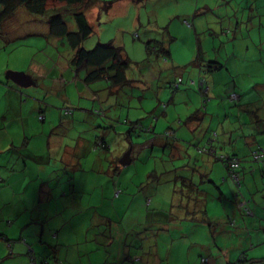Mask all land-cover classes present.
Instances as JSON below:
<instances>
[{"label": "crops", "instance_id": "0c3cea01", "mask_svg": "<svg viewBox=\"0 0 264 264\" xmlns=\"http://www.w3.org/2000/svg\"><path fill=\"white\" fill-rule=\"evenodd\" d=\"M129 2L133 0H95L86 11L90 19L88 22L92 26L98 22L101 26L103 14L107 15L108 20L111 17H123L124 20H131L126 29L138 34L139 38H145L146 41L162 39L165 42L167 58L155 53L147 56L145 49L146 57L141 60V64L129 61L130 65L133 63L136 67L135 72H138L134 75L135 81L143 89L155 91L157 107L163 111L157 114L150 112L149 119L146 120L139 116L134 118L127 112L125 120L122 119L121 113H107L109 122L116 127L128 126L132 122L149 126L150 134L153 133L150 137L152 140L156 139V145L163 144V131L158 129L165 128L164 133L168 131L174 137L168 139L173 146L181 144L189 147L183 157H187L188 163L193 159L198 162L197 165L200 163L198 166L209 175V179L204 178V181L207 180L213 187L217 186L216 197L210 195L207 187L204 193L198 195L197 199H202L204 205L203 207L198 204V207L206 210L210 200L223 205V216L217 220H212L205 213L204 218L210 222L207 225L212 241L217 246L218 237L230 234V225H235V228L239 227L241 242L249 246L246 250L240 245L236 254L239 256L245 253L247 256L246 252L249 251L250 255L247 257L254 260L251 264L264 263V223L257 222L262 220L260 217L264 219V175L260 166L249 160L250 153L264 148V0H136V7ZM103 4L106 5L105 10L102 9ZM132 6L135 8L132 9ZM168 8H174V11L166 15L168 18L159 17V13ZM26 16L27 20L31 17L28 14ZM147 17L152 19L146 23ZM172 22L175 24L176 34L170 29ZM106 27L108 25L102 29ZM118 29L123 30L124 27ZM181 32L183 34H180ZM45 33L48 36L46 27ZM61 45L64 46L62 42ZM173 45L174 50H194L192 60L183 61V64L175 62ZM201 50H212L213 54H207L212 60L208 61L217 62L222 67L209 71ZM35 51L39 54L36 67L32 68L36 75L25 71L27 78H23L21 84H18L10 78L12 73L7 71L5 79L0 80V90L3 91V88L5 92L0 94V264H29L32 254L38 264L42 261L47 264L60 261L65 264H116L112 261L115 259L111 251L113 240L105 229L100 228L103 218L88 211L85 214V208L79 200L93 199L97 188L109 190V194H114L112 198L116 200L128 202L132 198L133 193L124 194L126 189L131 190L134 180L131 170L126 168L134 164L132 145L127 148L122 141L113 142L114 138L117 140L114 137L109 144L110 152L104 150L101 154L102 150L92 152V149L96 141L99 140L100 143L104 139L102 136L90 141L81 137L69 140L64 137H47L45 132L48 124L52 131L59 130L52 126L53 108L58 110L62 123L67 125V128L62 129L64 135L74 129H81L78 134H94L93 130L98 128L100 121L98 122L95 110L90 109L89 103L91 108L98 103L102 109L105 99L96 93L106 89L107 80L105 84L92 83L95 86V94L92 97L83 96L80 92L78 97L70 98L67 95V86L64 88L61 82L53 80L57 77L54 66L56 61H59L55 50ZM65 51L68 53L67 58H61L65 61L66 71L61 77L69 79L75 72V78H81L82 83L86 84L85 72L82 69L75 70L71 66L72 53L70 50ZM149 69L155 74H162L151 76L152 80L146 81L142 74L145 70L151 71ZM81 71L84 72L83 78L79 77ZM51 73L53 84L46 81V77ZM175 77L181 78L183 83L176 91L168 87ZM200 79L204 80L199 86H205L206 99L202 96L200 88L195 89ZM28 87L33 88L28 91L21 90ZM233 94L235 98L231 101L230 96ZM132 98L130 96L129 100ZM84 99L89 100L88 105L82 103ZM211 100L216 103L209 106ZM162 104L165 107L161 106ZM170 104L179 106L177 110L174 109L175 114L172 117L165 111ZM157 107L154 110L159 111ZM65 110H69L70 114ZM192 114H196L198 119L188 121ZM84 120L88 123L87 128L72 124ZM39 122L42 125H39ZM33 125L37 126L38 131H33L29 138L28 132L33 129ZM114 126L112 130L118 132ZM122 130L118 134L127 131L126 128ZM103 134L105 135L104 132ZM145 145H150V142ZM192 146H196L199 151L207 148L208 151L204 153L209 155L205 154L197 159L195 152L190 149ZM105 152L107 154H104ZM127 152L129 163L121 165L120 160ZM87 154L95 156L92 164L95 162L99 167L87 169ZM220 155L235 156L242 160L239 194L232 182L225 178L223 164L213 157ZM106 162L109 167L106 165L107 168L104 169ZM94 169L102 172L99 177H107V182L112 183L114 180L113 185L105 183V188H102L99 177L95 181V175L91 174ZM162 193L165 194L164 191H143L138 195L140 201L137 208H131V203L127 206L123 202L115 213L118 214L119 210L139 213L143 209L144 200L146 206L152 205V200L156 205L162 204L163 207L174 203L173 193H166L165 199L159 198ZM204 194L207 196L200 197ZM242 200H249L248 207L253 216L245 217L239 211L237 204ZM189 206L196 208L195 204ZM180 221L181 219H178L173 225H179ZM201 222V226H193L191 229L188 221V233L179 235L185 238L190 232L201 231L205 238L210 240L205 233L204 222ZM89 232L93 233L92 236ZM103 232L104 238H101L100 234ZM86 234L90 238L86 239ZM168 239L170 242L179 237L170 235ZM8 241L13 242L11 248ZM99 246L103 251L92 255ZM198 247L197 255L207 256L202 257L206 260L205 264H217L214 262L217 257L213 256L212 244H199ZM105 251L109 252L108 256L104 255ZM163 253L165 255L166 249ZM138 260L141 262L140 258ZM222 262L228 264L231 261Z\"/></svg>", "mask_w": 264, "mask_h": 264}, {"label": "rangeland", "instance_id": "374dc122", "mask_svg": "<svg viewBox=\"0 0 264 264\" xmlns=\"http://www.w3.org/2000/svg\"><path fill=\"white\" fill-rule=\"evenodd\" d=\"M130 3L134 4L135 7L137 6L136 0H133V2H129V4ZM135 7L132 6V9ZM171 11H174V8H168L164 11H161L159 13V17L164 16L168 18L166 15L170 14ZM26 15L27 13H25L24 10L20 9L16 11L11 17L6 19L1 25L0 72L2 73V78L0 80L5 79V77L7 76V71H10L9 73L17 74H25V71H28L29 73L36 75V72L32 70V68L35 69L36 59L39 57V54L38 51L35 50H55L56 56L59 57V61L57 60L54 66V72L57 77L53 78V80L57 81L58 83L61 82L64 88L67 86V95L70 98L74 96L78 97L80 92L83 96H94V84H89L90 86L83 84L81 78H75V72L71 74L69 79H63L61 77V75L64 74L66 71V68L64 67L65 61L62 58H67L68 53L65 50H68V48L65 45L62 46L60 40L46 36L45 26L40 18H36L35 16L29 15L31 17L27 20ZM150 19L152 18L150 17ZM150 19L149 17H147L146 23L148 21H151ZM100 22L101 26H99L98 22H95L93 24L94 33L92 34V37L90 39H87L83 43L85 48L91 49L98 42L106 43L108 41H112L114 44L119 45L123 49L122 52L124 55H126L128 59H130L129 61L134 62L136 64H141V60L146 57L144 48V43L146 42V39L142 37L139 38L138 34H133V32L126 29V27L130 26L131 20H124L123 17H111L108 20L107 15L103 14ZM107 25L108 27L102 29L103 26ZM119 27H124V29L119 30ZM174 28L175 24L174 22H172L170 24V29L173 32ZM174 34L176 33L174 32ZM180 34L183 33L181 32ZM56 42L59 43L55 44ZM175 43L176 41L174 42V44ZM185 43H187V41ZM167 46H169V44H167ZM172 48L173 58L175 62H181V64H183V61H191L194 57V50L190 48H186L183 50H174V45L172 46ZM56 50H63V52H57ZM201 53L207 63L210 62L208 60H212L211 57H207V54H213L212 50H201ZM154 62L158 64L156 60H154ZM135 70L137 69L136 67H134L133 63H131L130 68L126 70V78L132 81L130 84L125 85L123 87H119L118 89H114L113 87H106L105 90L96 93L98 96L103 97L105 99V101H103L102 103V109L100 108V104L98 103H96V106L94 108H91L92 105L91 103H89V100H85L87 99L86 97L84 100H82V103L84 105H88L89 103L90 109H93L92 111L100 109L99 112L96 113V117L98 118V122L100 121V124L98 128L93 130L95 132L94 134H90L92 132L78 134L80 133L81 129H74L73 131H69L68 135H64V131H62V129L67 128V125L62 123L61 118L58 116V110H56L55 108L52 109L54 120V124L52 126H56V129L59 130L52 131L50 124H48L47 126L49 127H47V132H45L47 137H64L66 140L75 137H81L83 139L85 138L86 141H90V139L95 140L97 137L102 136L104 138L103 141L108 144H110L112 139L116 137L117 140H115L114 138L113 142L119 140L120 142L122 141L127 148L131 145L133 148L132 157L134 159V164L129 165L126 168H129L131 170L130 173L133 175L134 180L132 183L131 190L128 191V189H126L124 191V194L127 195L133 193L132 198L128 202H124V200L122 199L116 200L112 198L114 194H112V196L109 194V190L107 191L101 188H97V190L94 192L96 196H94L93 199L85 198L83 200H79L85 208L84 213L87 214L88 211L92 215H99L103 218L100 222V228L105 229V232H107V234H109L110 238H112L113 240L111 251L115 256V259H113L112 261H114L116 264H176L177 261V264H201L200 259L202 257L207 258V256H205V254H203V256L197 255L199 244H212L213 256L214 258L217 257L214 262H217V264H227L223 263L222 261L228 260H230L231 262L237 261L239 256L236 254V252L240 248V245H242L243 248H246V250H248L247 247L249 248V246L245 242H241V236L238 235L240 234V230L238 229L239 227L235 228V225H230L231 228L228 227L230 234L225 235V237L219 236L217 246L212 241V237L208 231L210 230L209 226L205 223V233L208 235V238H210V240L205 238L201 231L190 232L189 236L183 238L180 235L183 232L184 234L188 233V221H190L189 218H193L194 216V220L191 219L189 223L191 229L193 226H201V224H203L201 221L196 220H200L198 213L192 214L190 210L189 212H186V209L184 208L186 203L189 202L188 204H191V201L196 200L198 192L193 193V191L190 192L188 190L187 178H185L184 180L177 181L176 186L178 188H176L175 185H173L172 183L159 185L156 182L158 176L155 174L154 167L158 163H160L161 166H157V169L165 170V172H167L168 174V177L169 175L180 176V174H182L180 171L181 169H185L186 174H189V171L191 172L192 168H190L187 157H183L184 155L186 156V148L189 149V147H186V145L181 144L173 146L171 145V143H168L169 146H164L163 148H156L155 146L151 145H145L140 147V145H143L145 143L144 136H148L149 138L150 136H152V134L145 135L143 133L136 134L138 132H131L128 135L123 132L119 135L118 132L123 131V128L128 129L129 126L119 125L116 127L111 122H109L107 113L109 115H120L121 113L122 119L125 120L127 112L130 113L131 116L134 118L139 116L141 119L145 118L144 120H146L149 119L150 112L157 114L158 112L161 113L163 111L162 108L157 107L158 105L156 104L157 102L155 98V91L153 89H143V87H140L138 82L135 81L134 75L138 73H136ZM147 72L145 70L142 74L143 79L146 81L152 80L151 76L157 77L158 74H162L158 72H156L157 74H155L152 70ZM79 77H84L83 71H81V75ZM174 79H176V77L173 78V81ZM46 81L51 82L53 84L52 73L50 76L46 77ZM101 84H105V81H102ZM32 88L33 87H28L21 90L28 91ZM2 90L3 91L0 90V94L1 92L5 94L3 88ZM130 96L133 97L131 101L129 100ZM90 101L92 102V100ZM213 103H216V101H209V106H211ZM161 106H163V104ZM175 106L176 107L170 104L168 107H166L165 111L170 117L175 114L174 109L177 110V107H179L178 105ZM156 107L157 109L159 108V111L154 110ZM163 107H165V105ZM65 111L66 113L70 114V112H68L67 110ZM111 119L114 120V118ZM72 124L78 126L79 128L81 126H85L86 128L88 127V123L86 120L82 121L81 123ZM39 125H42V123L39 122ZM112 126L116 127V131L118 132L113 131L111 128ZM158 130L163 131L161 132L162 135L165 134V128H161ZM33 131H38L36 125H33V129L29 130V138L31 137V133ZM103 132L105 133V135L103 134ZM156 132L154 133L158 134ZM192 147L193 148L190 149H192L196 153H194V155H196L197 159H200L199 156H205V154L209 155L207 153H204L203 150L199 151L198 149H196V146ZM156 149H159V151ZM92 150V152H97L96 149ZM103 152L104 150L101 151V154H103ZM104 154H107V152H105ZM92 160H95V156L87 154L85 163L87 169H92L94 166L99 167L98 165H95V162L93 165ZM197 163L198 162L194 161L195 166L197 165ZM91 164L92 166L90 168ZM104 164L105 165L103 167L104 169H106L108 166V162ZM180 166L182 167L180 168ZM91 174L95 175L96 181L97 178L102 175V172L95 171L94 169V173L91 172ZM133 177H131V179H133ZM98 179L102 182V185L100 182L102 188H105V183L113 185L112 183L114 182V180L112 183L107 182V177H99ZM95 181L93 180L94 186ZM206 187L210 190V195L216 197L215 194L217 192V188L213 187L207 182L203 183L200 186L202 190H205ZM87 188H90V186H87ZM143 191H164L165 194L174 191V203L172 205H169L168 207H163L162 204L156 205L154 203V200H152V205L146 206V200H144L143 209L140 210L139 213H132L131 211L124 212L120 210L118 214L115 213L116 211H118V206H120L123 202L125 203V205L131 203V208H137L138 202L140 201L138 195H141ZM165 194H160L159 198L165 199ZM205 194L203 196L200 195V197H206L207 195ZM205 202H207L206 199ZM178 203L181 206H178ZM207 204L208 206L206 209V213L212 220H217L219 219V217L223 216V205H221L220 202H214L210 200ZM178 219H181L179 225L174 226L173 222L177 221ZM260 219L262 220H258L257 222L264 223L263 217H260ZM105 232L100 234L101 238H104L103 235ZM89 234L90 236H92L93 233L89 232ZM170 235L174 237H179V239H175L174 241L168 242L169 239L167 240V238H170ZM90 236L86 234V239L90 238ZM98 248L99 249L93 252L92 255L94 253L103 251L101 246H99ZM165 249L166 253L164 255L163 252ZM105 252L104 255L108 256L109 252ZM246 253L249 257L250 252L247 251ZM189 254L191 256V259H189ZM138 258L141 259V262L138 260ZM103 264H105V262H103Z\"/></svg>", "mask_w": 264, "mask_h": 264}, {"label": "trees", "instance_id": "16d2710c", "mask_svg": "<svg viewBox=\"0 0 264 264\" xmlns=\"http://www.w3.org/2000/svg\"><path fill=\"white\" fill-rule=\"evenodd\" d=\"M95 0H0V29L2 23L11 17L16 11L22 9L28 15L35 16L36 18H40L42 23L45 25L47 29V35L49 37L55 38L60 40L67 48L71 51L72 55L70 58V64L75 68V70H83L85 72L84 82L86 84H92L97 82H102L107 80V87H123L125 85L130 84L132 81L126 78V70L130 66V62L127 59L126 55L123 54L122 48L119 45L114 44L112 41H108L106 43L98 42L94 45L91 49H86L83 43L89 39L92 34L94 33L93 26L88 22L86 11L90 5H93ZM107 4V3H105ZM102 5V9L105 10L106 5ZM99 41V40H98ZM165 42L162 39H152L147 40L144 43V47L146 49L147 56H150L152 53H155L157 56L162 58H167L168 52L166 50ZM193 63V61L191 62ZM190 63V64H191ZM209 71L217 70L221 68V64L217 62H209L207 63ZM150 64L148 65L147 69L149 68ZM203 84L204 80L200 79L199 83L195 85V89H199L202 92V96L204 99V95H206L205 86L201 87L199 84ZM183 85L181 78H176L173 82H171L168 87L172 90L176 91ZM186 86L189 87V84L186 83ZM234 95V94H233ZM230 96V100L232 101L234 98ZM235 96V95H234ZM69 111V110H68ZM70 112V111H69ZM99 111H95V114ZM42 116L39 117L41 119ZM198 119L196 114H192L189 120ZM129 128L125 132L126 134H130L131 132H138L148 135L151 133V129L143 126L142 124L137 123H130L128 124ZM113 127V126H112ZM111 127V128H112ZM153 134V133H152ZM120 135V134H119ZM163 137V144L156 145L155 140H152L151 137L144 136L145 143L141 146L150 142L151 146H155L156 148L169 146L168 139H173V135L170 132H166ZM131 137V136H129ZM131 139V138H129ZM99 141V140H98ZM96 141L94 143V149L98 150H107L111 148L108 143L101 140L100 143ZM172 145V144H171ZM258 148V147H257ZM207 149V148H206ZM204 150L207 152L208 150ZM159 151V149H156ZM264 150V148H259L254 150L249 155V160L251 163H255L260 166V171L264 175V158H258L257 152ZM255 156H257L255 158ZM218 162L223 164L225 170V178L232 182L237 190L241 187L240 181V167L242 160L231 156H213ZM255 158V159H254ZM261 159V160H260ZM194 159L189 163L190 168H192L189 174L185 173V169H181L180 176L173 175L169 177L167 176V172L163 169L157 170V165L161 166L160 163L156 165L155 174L158 176L157 184L165 185L172 183L178 188L177 181L184 180L185 178L188 179V190L193 193H204L200 186L205 183L204 178L209 179V175L202 170V168L198 165L195 166ZM185 166V165H183ZM182 166H180L181 168ZM203 172H202V171ZM160 171V172H159ZM184 173V174H183ZM167 176V177H166ZM206 180L207 183H209ZM215 185V184H214ZM217 187V186H214ZM179 191V189H178ZM188 191V192H189ZM175 194V192H170ZM198 195L196 196L195 201H191V204H195L196 208L190 207L188 203L185 204L186 212L189 210L192 214L198 213L199 219L197 221H203L206 224H210L209 220H206L205 213L206 210L204 208L198 207V204H202L203 200H199ZM249 200H242L237 204L239 211L245 217L253 216L252 211L248 207ZM172 205V204H171ZM203 205V204H202ZM178 206L179 205L178 203ZM204 207V205H203ZM194 220L193 218H189L191 221ZM233 223V221H230ZM13 242L8 241V246L11 248ZM254 260L249 259L245 253L239 255L238 260L234 262H230L228 264H251ZM206 260L204 258L201 259V264H205ZM29 264H38L36 263V258L32 254L29 258ZM40 264H47L46 261L40 262ZM56 264H65L64 262L60 261Z\"/></svg>", "mask_w": 264, "mask_h": 264}, {"label": "water", "instance_id": "95a60500", "mask_svg": "<svg viewBox=\"0 0 264 264\" xmlns=\"http://www.w3.org/2000/svg\"><path fill=\"white\" fill-rule=\"evenodd\" d=\"M10 78L12 80H14L16 83L18 84H21V81L23 78H27L26 75L24 74H21V73H12ZM129 163V156H128V152L126 154H124V156L121 158L120 160V164L121 165H125V164H128Z\"/></svg>", "mask_w": 264, "mask_h": 264}, {"label": "built area", "instance_id": "2783aa9c", "mask_svg": "<svg viewBox=\"0 0 264 264\" xmlns=\"http://www.w3.org/2000/svg\"><path fill=\"white\" fill-rule=\"evenodd\" d=\"M232 98H235V96L233 95L232 96ZM257 154H258V158H261L262 157V159L264 158V150H261V151H259V152H257ZM257 156H255V158H256ZM254 158V159H255ZM261 160V159H260Z\"/></svg>", "mask_w": 264, "mask_h": 264}]
</instances>
